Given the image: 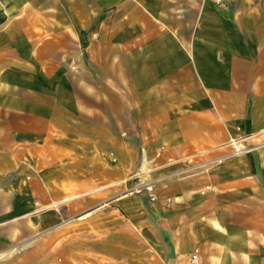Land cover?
<instances>
[{
  "label": "crops",
  "instance_id": "obj_1",
  "mask_svg": "<svg viewBox=\"0 0 264 264\" xmlns=\"http://www.w3.org/2000/svg\"><path fill=\"white\" fill-rule=\"evenodd\" d=\"M0 264H264V0H0Z\"/></svg>",
  "mask_w": 264,
  "mask_h": 264
},
{
  "label": "built area",
  "instance_id": "obj_2",
  "mask_svg": "<svg viewBox=\"0 0 264 264\" xmlns=\"http://www.w3.org/2000/svg\"><path fill=\"white\" fill-rule=\"evenodd\" d=\"M216 3H221V0H214ZM246 148L242 147V146H234L233 147V151L232 154H238L241 153L243 151H245ZM132 190L135 192H144L145 196L150 200V201H154L155 196L153 193V183L151 182V180H146V181H142V182H136L133 184L132 186ZM195 256L191 257V260H194Z\"/></svg>",
  "mask_w": 264,
  "mask_h": 264
},
{
  "label": "rangeland",
  "instance_id": "obj_3",
  "mask_svg": "<svg viewBox=\"0 0 264 264\" xmlns=\"http://www.w3.org/2000/svg\"><path fill=\"white\" fill-rule=\"evenodd\" d=\"M144 181H146V179H145ZM141 182H142V181H141Z\"/></svg>",
  "mask_w": 264,
  "mask_h": 264
}]
</instances>
